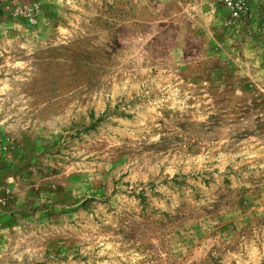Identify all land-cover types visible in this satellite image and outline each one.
<instances>
[{"label": "rangeland", "instance_id": "rangeland-1", "mask_svg": "<svg viewBox=\"0 0 264 264\" xmlns=\"http://www.w3.org/2000/svg\"><path fill=\"white\" fill-rule=\"evenodd\" d=\"M0 0V264H264V0Z\"/></svg>", "mask_w": 264, "mask_h": 264}, {"label": "built area", "instance_id": "built-area-1", "mask_svg": "<svg viewBox=\"0 0 264 264\" xmlns=\"http://www.w3.org/2000/svg\"><path fill=\"white\" fill-rule=\"evenodd\" d=\"M224 4H225L227 7H230V8L237 7L235 1H233V0H224Z\"/></svg>", "mask_w": 264, "mask_h": 264}]
</instances>
